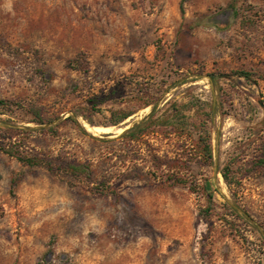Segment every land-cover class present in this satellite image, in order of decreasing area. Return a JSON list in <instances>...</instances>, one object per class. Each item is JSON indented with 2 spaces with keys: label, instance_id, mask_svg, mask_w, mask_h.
<instances>
[{
  "label": "rangeland",
  "instance_id": "1",
  "mask_svg": "<svg viewBox=\"0 0 264 264\" xmlns=\"http://www.w3.org/2000/svg\"><path fill=\"white\" fill-rule=\"evenodd\" d=\"M0 98V264H264V0H0Z\"/></svg>",
  "mask_w": 264,
  "mask_h": 264
},
{
  "label": "trees",
  "instance_id": "2",
  "mask_svg": "<svg viewBox=\"0 0 264 264\" xmlns=\"http://www.w3.org/2000/svg\"><path fill=\"white\" fill-rule=\"evenodd\" d=\"M184 1V0H183ZM227 12H223L222 14H220V17L223 18V15H225ZM242 73L244 75H248L247 72L242 71ZM17 104V102H15L14 100H10V99H6V98H0V110L3 111H10L11 109H13L12 105L13 104ZM39 114V113H38ZM128 115H125L123 118H126ZM39 119H40V123H43V118L40 116V114L38 115ZM152 113L151 115L147 118L144 119L138 123H135L132 127H130L129 129H127L123 135L130 137L131 139H135L138 138L140 135H142L145 131H147V126L146 123L148 122V120H152ZM0 149L7 151L9 153H13L12 150H10L9 148L4 147L1 143H0ZM260 154L258 157L254 158L253 160V164L255 167L258 168H262L264 167V137L261 140V144H260ZM203 155L205 156V158H211L212 157V147L211 144H206L205 148H203ZM19 159L29 163V164H35L38 161L35 158L32 157H27V156H18ZM223 177L226 179L227 183H232L233 180L230 178L229 172L227 171V169L222 171ZM16 180H13V185L15 184Z\"/></svg>",
  "mask_w": 264,
  "mask_h": 264
},
{
  "label": "bare ground",
  "instance_id": "3",
  "mask_svg": "<svg viewBox=\"0 0 264 264\" xmlns=\"http://www.w3.org/2000/svg\"><path fill=\"white\" fill-rule=\"evenodd\" d=\"M92 128V127H91ZM96 130H99V131H103V132H108V131H110V127H108V126H96V127H94ZM94 129V130H95Z\"/></svg>",
  "mask_w": 264,
  "mask_h": 264
}]
</instances>
